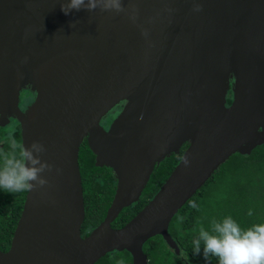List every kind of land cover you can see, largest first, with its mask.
<instances>
[{"label": "water", "instance_id": "95a60500", "mask_svg": "<svg viewBox=\"0 0 264 264\" xmlns=\"http://www.w3.org/2000/svg\"><path fill=\"white\" fill-rule=\"evenodd\" d=\"M68 2L0 0V129L14 121L20 146L35 144L44 181L26 190L0 264H95L121 251L147 264L142 246L156 235L179 255L167 231L174 215L230 156L264 144V0ZM27 90L34 100L23 112ZM84 140L116 183L86 236ZM171 155L180 159L155 195L111 227Z\"/></svg>", "mask_w": 264, "mask_h": 264}, {"label": "trees", "instance_id": "16d2710c", "mask_svg": "<svg viewBox=\"0 0 264 264\" xmlns=\"http://www.w3.org/2000/svg\"><path fill=\"white\" fill-rule=\"evenodd\" d=\"M10 139L17 142L15 154L19 155L21 141L17 124L0 129V152H11ZM179 159L180 155H171L156 166L139 200L124 208L111 227H122L139 212L155 195ZM78 161L84 200L81 235L86 236L103 220L116 183L111 169L94 165V156L85 142L79 148ZM25 195L26 190H0V251H7L10 246ZM227 216L241 229L264 223V144L257 146L248 156H230L174 215L167 231L179 248V255L168 248L159 235L143 244L147 264H217L211 255L204 259L203 242L199 254L193 252L191 242L198 237L201 228L215 234L212 223ZM95 264H132V260L128 252L121 251L108 253Z\"/></svg>", "mask_w": 264, "mask_h": 264}, {"label": "clouds", "instance_id": "9594fccd", "mask_svg": "<svg viewBox=\"0 0 264 264\" xmlns=\"http://www.w3.org/2000/svg\"><path fill=\"white\" fill-rule=\"evenodd\" d=\"M84 2L85 0H69L67 8L79 10ZM61 10L65 15L68 14L63 7ZM9 146L10 153L0 152V190L19 192L30 189L32 181L43 184L44 181L38 179V172L42 169L35 167L37 160L31 154L35 144L20 146L19 155L15 154L18 145L14 139H10ZM212 231L215 234H210L203 228L199 230L198 237L191 242L195 254L201 252L203 242L205 260L211 255L216 258L217 264H264V223L241 229L227 216L219 222H213Z\"/></svg>", "mask_w": 264, "mask_h": 264}, {"label": "flooded vegetation", "instance_id": "af4514ba", "mask_svg": "<svg viewBox=\"0 0 264 264\" xmlns=\"http://www.w3.org/2000/svg\"><path fill=\"white\" fill-rule=\"evenodd\" d=\"M34 100V94L31 93L29 90L27 91H23L20 94L19 97V108L21 109V111H25L28 106L33 102ZM230 103V93L228 94L227 97V105ZM122 105L118 106L117 108H115L112 112H110L108 114V116L102 121V126L105 130L108 129L110 123L112 122V120L117 116V114L120 112ZM12 124H16L14 121L11 123ZM85 142V140L83 141ZM82 145V144H81ZM184 147V146H183ZM184 150V149H183ZM182 148H181V152L180 155L182 153Z\"/></svg>", "mask_w": 264, "mask_h": 264}, {"label": "bare ground", "instance_id": "6f19581e", "mask_svg": "<svg viewBox=\"0 0 264 264\" xmlns=\"http://www.w3.org/2000/svg\"><path fill=\"white\" fill-rule=\"evenodd\" d=\"M45 72H46V67L45 66L42 67V68H40V69H38L36 71V73H38V75H39L38 76V81H40L41 80V77L45 75ZM32 117H33V111L30 112L29 119H32Z\"/></svg>", "mask_w": 264, "mask_h": 264}]
</instances>
